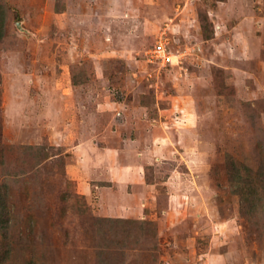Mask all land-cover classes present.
Masks as SVG:
<instances>
[{
    "label": "rangeland",
    "instance_id": "rangeland-1",
    "mask_svg": "<svg viewBox=\"0 0 264 264\" xmlns=\"http://www.w3.org/2000/svg\"><path fill=\"white\" fill-rule=\"evenodd\" d=\"M120 135L161 149L107 218L74 149ZM263 165L264 0H0V264H264Z\"/></svg>",
    "mask_w": 264,
    "mask_h": 264
},
{
    "label": "crops",
    "instance_id": "crops-1",
    "mask_svg": "<svg viewBox=\"0 0 264 264\" xmlns=\"http://www.w3.org/2000/svg\"><path fill=\"white\" fill-rule=\"evenodd\" d=\"M158 141L155 137L143 146L138 140L134 141L131 138L123 140L120 135L118 139L120 148L119 146L99 148L96 141L94 144L82 141L75 146L74 152L78 157L75 169H84L77 174L78 189L87 199L96 202L101 216L111 218L117 214L120 218L129 217L132 206L129 201L138 196L140 199L141 190H147L142 187L146 185L143 183L145 180L142 181L141 172L146 166L154 163L155 154L161 149ZM118 155L127 156L129 161L118 162ZM118 189L122 194H118Z\"/></svg>",
    "mask_w": 264,
    "mask_h": 264
},
{
    "label": "trees",
    "instance_id": "trees-1",
    "mask_svg": "<svg viewBox=\"0 0 264 264\" xmlns=\"http://www.w3.org/2000/svg\"><path fill=\"white\" fill-rule=\"evenodd\" d=\"M32 151H37V155L40 157L42 152L44 151V148H37V147H22V152H32ZM242 167L245 170V172H247V174L250 172V170L248 169V167L244 166L243 164H240L238 162L235 161H231L230 166H229V171H230V179L233 182V192L236 195L241 196L242 198L245 197V199L243 200H249V195L252 196V199H254V197L259 196V192L257 191L256 188H249L250 186V179L248 177V175H244L243 171H242ZM261 176L264 177V165L261 168ZM243 172V173H242ZM259 175V174H258ZM7 186L6 184L3 187H0V233L5 235L6 237H8L13 225H12V219H14L13 215L10 213L9 208L7 206V198H8V194L9 191H7L6 189H4V187ZM260 198V197H259ZM258 198V199H259ZM251 199V201H252ZM262 200H264V198H262ZM262 210L264 211V205L263 206H259L256 207L255 205H252L249 209L250 211H254L257 212V210ZM264 215V212H263Z\"/></svg>",
    "mask_w": 264,
    "mask_h": 264
},
{
    "label": "built area",
    "instance_id": "built-area-1",
    "mask_svg": "<svg viewBox=\"0 0 264 264\" xmlns=\"http://www.w3.org/2000/svg\"><path fill=\"white\" fill-rule=\"evenodd\" d=\"M152 57L163 66L173 64V53L162 42L156 45L152 52Z\"/></svg>",
    "mask_w": 264,
    "mask_h": 264
},
{
    "label": "bare ground",
    "instance_id": "bare-ground-1",
    "mask_svg": "<svg viewBox=\"0 0 264 264\" xmlns=\"http://www.w3.org/2000/svg\"><path fill=\"white\" fill-rule=\"evenodd\" d=\"M95 174V173H94Z\"/></svg>",
    "mask_w": 264,
    "mask_h": 264
}]
</instances>
